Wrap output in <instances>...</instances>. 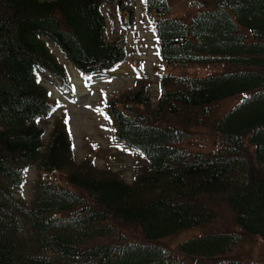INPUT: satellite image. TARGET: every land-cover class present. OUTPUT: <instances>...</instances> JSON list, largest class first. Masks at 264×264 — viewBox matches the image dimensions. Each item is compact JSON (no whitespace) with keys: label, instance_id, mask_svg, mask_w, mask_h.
Instances as JSON below:
<instances>
[{"label":"trees","instance_id":"16d2710c","mask_svg":"<svg viewBox=\"0 0 264 264\" xmlns=\"http://www.w3.org/2000/svg\"><path fill=\"white\" fill-rule=\"evenodd\" d=\"M102 1L0 0V264H264L241 255L247 236L264 238V0H192L198 9L185 18L167 0H146L162 62L222 69L166 73L152 107L143 84L109 101L117 139L147 162L131 181L79 160L66 117L46 129L56 108L45 74L67 88L68 64L88 76L128 56L124 36L107 38ZM233 97L211 122L218 146L181 145ZM31 167L63 172L70 187L38 177L31 200L17 196ZM220 207L237 229L185 237L174 251L160 245Z\"/></svg>","mask_w":264,"mask_h":264},{"label":"rangeland","instance_id":"374dc122","mask_svg":"<svg viewBox=\"0 0 264 264\" xmlns=\"http://www.w3.org/2000/svg\"><path fill=\"white\" fill-rule=\"evenodd\" d=\"M171 6V15L188 17L198 9L192 0H167ZM102 11L106 19L107 38L115 39L124 36L127 42L128 56L110 72H99L84 76L76 73L73 66L68 64L69 79L67 88L59 81L45 74V86L50 92L56 113L46 124L49 131L51 123L58 116L69 119V130L77 158L89 157L98 166H107L113 172H118L126 181H131L139 173L145 172L146 160L142 155L123 144L117 139V129L113 118L108 114L107 104L111 99L121 100L127 93L143 88L148 96L151 107L156 100L160 89L159 78L171 73L174 75H208L221 71L219 65H176L169 67L158 57V43L154 35L153 16L146 12V0H103ZM61 61L63 57L55 47H51ZM238 97L222 100L213 107V116L210 124L199 128L190 127L191 138L181 143L182 146L193 150L210 151L217 145V136L211 129L214 118L220 117L229 110ZM216 116V117H215ZM176 121L167 117L163 124H175ZM209 123V122H208ZM246 149L252 152V147L246 143ZM252 154V153H251ZM250 154V155H251ZM42 178L57 184L70 187L66 184L65 174L61 171L40 172L36 167H31L26 172V182L18 195L26 200H31L33 183ZM136 228L130 226L127 232L135 235ZM233 213L226 208L216 209L214 218L194 228L184 229L164 237L159 243L167 250L174 251L178 241L198 233L217 230H235ZM131 236L134 238L135 236ZM136 238V237H135ZM241 255L264 259V238L256 235L246 237ZM176 256L186 257L175 253ZM189 264H207L210 259L186 258Z\"/></svg>","mask_w":264,"mask_h":264}]
</instances>
